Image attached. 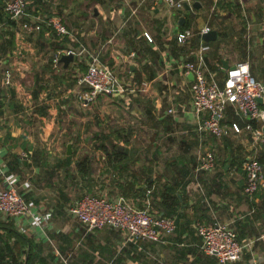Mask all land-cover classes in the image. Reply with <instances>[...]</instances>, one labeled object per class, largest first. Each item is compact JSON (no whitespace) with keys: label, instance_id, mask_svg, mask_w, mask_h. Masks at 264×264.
<instances>
[{"label":"crops","instance_id":"obj_1","mask_svg":"<svg viewBox=\"0 0 264 264\" xmlns=\"http://www.w3.org/2000/svg\"><path fill=\"white\" fill-rule=\"evenodd\" d=\"M196 1L198 5H194ZM216 1L214 0V4L209 7L202 0H192L189 9L191 14H185L184 11L168 8L163 0H144L135 13L131 10L136 5V0H71V4L66 0L61 13L69 33L58 37L64 45L56 51L51 47L54 37L48 30H45L43 34H40L39 30L23 35L17 33L9 45L7 43L9 38L0 36V42L2 40L6 42L5 45L0 44V149L8 152L6 158L10 166H15L22 173L26 171L25 176L30 175L33 182V194L37 200L45 199V197L42 198L39 195L41 193L37 191L34 174H38L36 172H39L40 165L52 168L55 164H49L50 159H45L48 156L43 153L50 152V147L53 146L58 150L59 145L68 137L66 127L61 123L66 111L64 103L69 96L65 94L54 100L55 96L50 89L53 86L55 89L62 90L65 86L68 92H72L78 98L77 80L84 72L80 69L81 64L75 56L66 65L60 60L54 63L55 55L67 48H74L81 44L98 53L101 62L130 85L125 93L109 97L121 98L120 103L126 104L125 107L130 110L129 117L122 119L123 122L119 121L122 124L115 123L111 127L114 135L123 133L122 135L128 136L131 133L132 135L141 133L145 139L148 138L147 143L144 141L139 146H133L131 153L140 152L143 149L145 152L156 155L168 150L175 141V182L178 183L177 191L181 197L178 218L177 215L175 216V230L159 241L131 240L121 248H119L121 234L111 233L110 244L113 247V255L107 264H117V257L120 256L122 259L119 264H219L214 255L207 254L200 248V236L196 230V223L199 221L229 223L243 245L242 257L238 264H264V193L258 196L256 192L252 197L245 194L243 186L246 173L243 167L236 169L227 163L224 166L225 169H222L218 165L213 170L201 172L196 178L193 164L188 163L187 160V152L191 153L193 148L213 151L214 149L210 140L212 134L200 129V121L204 115H201L199 121L193 115L189 88L192 75L182 71L183 60H178L175 56L178 53L175 43L177 33L185 21L189 22V28L193 34L194 31H198L200 35L201 29L206 25L213 29L220 28V22L213 21L217 19L204 14L206 8L213 10L217 8ZM228 1L231 5L225 3L218 8L217 13L221 16L227 15L228 10L240 7L249 25V17L247 18V14H243V11L246 10L247 1L254 3L255 0ZM257 8L258 14L264 13V4ZM209 11L208 9L207 12ZM214 15L217 16L215 12ZM71 16L74 18L70 19ZM260 24L264 25V23ZM200 38L203 40L201 36ZM217 39L220 41L223 39L218 37V32ZM257 43L261 46L260 53L251 49V46ZM262 45L264 47V34L261 37L247 34L244 39L234 37L230 39L228 45L220 43L217 46V43H213L208 45L204 53L206 66L218 81H222L228 67L239 60H246L255 77L257 69L254 67H260L262 63L264 65ZM4 46L7 47L3 49ZM18 50L22 51L24 57L18 54ZM6 55L12 56L10 67H5L1 61ZM180 56L182 58L183 55ZM51 57H53L51 67L56 70L59 68L58 64L68 65L69 68L64 71L69 69L72 71V77L75 80L73 87L70 82L68 84L59 76L51 74L52 70L48 68L50 66L46 65ZM13 58H15L14 62ZM223 61L227 63V67ZM209 62L219 69L212 68ZM33 67H46L47 77L44 81L35 80L36 76L39 77V73ZM6 68L12 71L8 82H5ZM262 71L264 68L260 72L258 70V75ZM52 78H55L54 81L58 83L51 84ZM255 78L264 83V80ZM40 84L45 86L40 87ZM99 97L101 94L97 98ZM53 104L58 107L64 105L62 106L64 109L58 110L56 106L52 108ZM171 106H175L176 111L167 114L166 111ZM230 106L235 109L234 105ZM238 114L246 116L242 113ZM97 122L100 124L99 117ZM233 123H223L226 128L224 134H227L229 129L232 132H240V135L243 132L252 131L247 129L246 125L241 127L237 122L241 130L236 131ZM252 134L254 135L253 131ZM60 136L66 138L60 140ZM241 142L247 151L253 152L256 148L254 138L249 140L242 137ZM220 148H224L223 145ZM22 150L31 153L35 165L32 161L31 163L20 157L19 153ZM15 158H18V163ZM130 162L140 167L145 164L139 165L138 160L133 158ZM151 163H153L151 167L155 170L156 160L153 162L152 159ZM140 175L143 174L139 173V178L143 180L144 177ZM152 178H155L154 174ZM141 182L139 181V184ZM162 182L163 179L160 183ZM154 184H157L156 179L152 186ZM50 189L53 190V188ZM260 189L264 191V188ZM136 190L138 191L137 188L131 191V198L143 205L146 198L145 192L138 193ZM57 200L58 197L55 198L56 204H58ZM251 201H255L253 206L250 205ZM156 203L153 197L151 206L154 209ZM74 227L75 225L66 234L55 236L59 248L64 253L74 249L71 255L72 264H97L99 256L94 248H88L86 253L84 250L88 245L83 244L87 233L83 230L76 231ZM111 229L108 228L105 232ZM95 232L94 237L96 236L95 240H97L100 235L98 231ZM63 235L66 236L63 237ZM44 246L46 252H49L46 244ZM48 264L60 263L54 262L51 253Z\"/></svg>","mask_w":264,"mask_h":264},{"label":"built area","instance_id":"obj_2","mask_svg":"<svg viewBox=\"0 0 264 264\" xmlns=\"http://www.w3.org/2000/svg\"><path fill=\"white\" fill-rule=\"evenodd\" d=\"M144 0H136L131 12L135 13ZM168 8L183 10L192 0H163ZM31 0H0L2 18L0 19V36L7 37L8 27L16 29V34L23 35L38 30L42 24L51 26L57 34L65 35L69 29L61 15L30 14L27 10ZM128 2V1H126ZM125 17H127L125 15ZM211 28L206 25L200 31L206 32ZM193 35L190 28L177 33L180 44L188 42ZM208 45L199 43L190 53L194 59L181 63L182 71L192 73L190 92L192 96L191 108L198 121L201 115L200 129L216 137L222 136L225 125L222 120L229 105H234L237 113L261 121L259 128L253 129L250 124L246 128L254 133L256 142H264V83L256 79L251 73L249 62L240 60L228 67L222 81L213 76L205 62V51ZM72 53L79 63H83L86 70L78 77L77 90L80 103L85 107L96 100L100 94L121 95L130 85L120 78L109 66L102 63L98 53L91 51L84 45L67 48L54 57L58 63L61 54ZM18 54L24 56L21 50ZM11 55L2 58L5 67H10ZM12 71L5 69V82L10 80ZM262 101L259 102L258 98ZM175 106L166 111L174 113ZM233 127L240 131V126L234 122ZM8 152L0 149V219L12 221L14 228L28 236L35 237L46 244L47 251L53 255V260L60 264H72L71 253H64L56 243L55 236L66 234L73 226H58L54 220V207L37 200L33 194V182L30 175L23 177L21 171L11 170L7 160ZM20 157L28 162L32 161L31 153L22 150ZM246 181L244 192L252 197L260 188H264V168L251 155L242 161ZM216 167L215 153L211 149L199 150L193 166L195 177ZM154 186L145 191L143 205L136 203L131 196L121 192H110L101 189L97 193L84 192L65 209L67 215L78 221L75 230L84 228L85 233L104 228H112L121 233L119 248L131 240L159 241L165 235L172 233L176 227V217L157 212L151 206ZM196 230L200 236V248L203 252L214 255L219 264H238L242 257L243 245L238 239L235 229L229 223H196Z\"/></svg>","mask_w":264,"mask_h":264},{"label":"rangeland","instance_id":"obj_3","mask_svg":"<svg viewBox=\"0 0 264 264\" xmlns=\"http://www.w3.org/2000/svg\"><path fill=\"white\" fill-rule=\"evenodd\" d=\"M69 4H71V0H68ZM44 4L40 5L41 7H51L52 11L55 12L58 15H61L63 17V13H58V10L60 7H64L66 4V0H45L43 1ZM79 2V1H78ZM253 2L247 1L246 10L243 11V14H247V18L249 17L250 24H247V19L244 18L242 15V10L240 7H233L230 10H228L227 15H214L215 10L211 8H206L204 11L205 16L209 15L211 18H215L217 20H213L214 22H220V28L223 31V39L220 43H224V45H228L230 39H233L234 37H240L241 39H244L247 34L251 36H257L260 37L264 34V25L261 26L260 23H264V13L258 14V6L261 4H264V0H255L253 4H250ZM79 6V5H78ZM207 6V5H205ZM208 9L210 10L209 12ZM245 12V13H244ZM252 17L254 19L252 20ZM74 18L73 16L70 17V19ZM64 21V20H63ZM263 27V28H262ZM28 34V33H27ZM228 39V40H227ZM45 43V41H43ZM225 48V46H224ZM251 49L258 51V53L261 52V46L257 43L255 46H251ZM262 49L264 51V47L262 45ZM252 50V51H253ZM24 57V56H21ZM4 58V57H3ZM19 58V57H17ZM21 59V58H19ZM13 62L15 61V58L12 59ZM240 61V60H239ZM257 66L260 67H254L257 69V72L255 73V77H258L262 80H264V71L258 75V70H262L264 67L263 63ZM46 67H33V69L36 70L37 73H39V78L41 81H44L47 77L46 74ZM31 74V73H30ZM62 81H66L68 84L71 83V86L74 85L75 80L72 77V71L69 69L64 72H58L57 74ZM35 80L37 81V76L35 77ZM55 78L51 79V84H56L58 81H54ZM59 80V79H57ZM73 87V86H72ZM69 90L63 86L62 90H59V88H54L53 86L50 89V92L54 94V100L56 97L60 98L67 94L69 98L66 100L65 109L64 112V118H63V126L66 127V133H67V139L59 145V149L56 150V147H50V152L43 153L45 156V159H50L49 164H54L57 162L58 159H62L64 155L66 154V148L67 143L71 142V154H74V158H82L87 155L88 159L90 160V165L88 166L89 172L87 173L85 178H82L79 173L77 172V168L74 164L69 166L68 168L62 167L59 172H56L57 169L54 170V168L50 167H44L43 165H40L39 172H36L38 174H34V180L35 184L37 185V191L41 194V197L45 199H42V202H46L47 204L54 207V220L55 223L58 226L63 225H78V221L72 217H69L65 211L66 207L70 205V200H75L82 192H93V190H98V192L101 190V188L106 189L110 192H121L127 196H132V193L128 191L133 190V178L127 179L126 177L123 178H117L116 175L112 172V167L109 166V169L106 167V156L105 151L101 148L100 145L104 144L109 147V149L112 148V145L117 144L121 147L124 145V143L128 144L127 147L123 148L126 149L127 157L125 158L127 161V165H132V168H127L125 171L123 170V173L126 174H135L133 171H139L141 173L145 172L146 167L142 168L140 166H135L134 162H130V159H137L139 165L145 163L143 166H147L146 164H153L151 163L152 159L153 162L156 160L155 163V170H152L151 176L154 174L156 179L158 177L161 178L160 173L167 174L169 169V161L173 158L175 159V141L172 142L173 144L170 145V148L166 150L165 152H161L158 154L154 153H148L145 152L143 149L140 150V152L132 151V147L139 146L144 143H147L148 138L145 139V137L140 133L138 135H132L129 134L128 141L122 142L118 137L114 135V131L111 130V127L114 126L116 123L122 124L119 122L120 120L124 118H128L130 115L129 108L127 109L125 105L121 102L119 97H109L110 95H104L101 94V97L96 98L97 100L90 103L88 106H82L80 103V100L74 95L72 92H68ZM67 96V97H68ZM57 107L59 110H63L64 105L59 106L56 104L52 105V108ZM63 115V114H62ZM98 117L100 119V124H98ZM123 122V121H122ZM235 130V129H234ZM101 133V134H100ZM240 133V132H239ZM236 132H232L231 129L227 131V136L230 139V142L236 145H242L241 138H246L249 140H252L250 138L249 133L243 132L241 135ZM64 136H60V140H63ZM115 138V139H114ZM147 140V141H146ZM131 144V145H130ZM223 145V142H221V137H215L214 138V144L212 148L214 149L216 159L220 157L223 154L224 148H220L219 145ZM149 148H151L149 146ZM244 148V147H243ZM139 149V148H138ZM137 149V150H138ZM148 149V148H147ZM125 150V151H126ZM198 150H201V148H193L191 153L187 152V160L188 163L191 162L194 164L196 153ZM135 152V153H134ZM249 152V153H248ZM242 156L246 157L247 155L254 156V153H256V150H253V152L247 151L246 149L242 152ZM34 155V154H33ZM36 156V154H35ZM32 162L35 165V161H33L34 157L31 156ZM42 159L43 156H42ZM46 161V160H45ZM31 162V163H32ZM49 166V165H48ZM193 166V165H192ZM22 172V171H21ZM29 172V171H28ZM72 172V174L70 173ZM26 171L22 173L23 177H25ZM137 181V180H136ZM132 182V184H130ZM147 180L144 181L142 184V187L139 188L140 191L138 193L144 192L143 187L146 186ZM61 186H64V193H66L67 198L69 200L64 203L63 208H59L58 204H56L55 198L59 197L58 190L61 188ZM88 187V188H87ZM50 188H53L51 190ZM91 189V190H88ZM93 189V190H92ZM121 189H125L124 191H121ZM51 191V192H50ZM142 195V194H141ZM55 196V198H54ZM62 196V195H61ZM63 200V199H62ZM106 229H100L97 230L100 235V237H105L108 232ZM79 249V248H78ZM74 249H69L68 252H73ZM170 251V250H168ZM67 252V253H68ZM168 254L169 252H165ZM24 257V256H22Z\"/></svg>","mask_w":264,"mask_h":264},{"label":"trees","instance_id":"obj_4","mask_svg":"<svg viewBox=\"0 0 264 264\" xmlns=\"http://www.w3.org/2000/svg\"><path fill=\"white\" fill-rule=\"evenodd\" d=\"M45 0H31V2L28 4L27 10L30 14H45L47 16L55 14V12L52 11L51 7H41L40 5L44 4ZM207 4L209 7L214 4V0H202ZM225 3H229L228 0H217L216 4L218 5L215 9V14L218 15L217 11L219 7H222ZM184 11L185 14H191V10L186 9V7L181 10ZM62 12V7L59 8L58 13ZM2 18V10L0 9V19ZM190 24L188 21H185L183 25H181V30H184L186 28H189ZM218 32V37H222L223 31L220 30V28H216ZM40 34H43L46 32L45 30L51 31V35L54 37V40L51 42V47L54 51H56L58 48H61V46L64 45L62 41L58 37H61L59 34L56 33V31L51 27L46 25L45 23L41 25V27L38 29ZM7 34V37L9 40L7 41L8 45L13 42L15 35H16V29H13L12 27H8V29L5 32ZM68 35V34H65ZM13 38V39H12ZM176 39V38H175ZM5 40H2L0 44L4 42ZM201 38L198 31H194V34L188 38V42L185 44H180L177 40L175 43V48H178V53L175 54L176 58L178 60H192L194 59V54L190 53L192 50L197 48L199 43L201 42ZM207 45H211L213 43H217V46L220 44V39H217V37L214 40L209 41H203ZM7 46H4L3 49H5ZM180 55H183L182 58ZM207 56V55H206ZM53 57L49 58V61L46 63V65H49L48 67L50 70H52V75L56 76L58 72L64 71L66 68H69L68 65L64 66L61 64H58L59 68L58 70L51 67V60ZM207 60L209 61L208 57ZM207 61V62H208ZM210 63V62H209ZM81 64L80 69L82 71L86 70V67L84 64ZM212 68L219 69V67L213 66L211 63L209 64ZM58 76V75H57ZM37 82H42L39 77H37ZM45 86L43 84H40V87ZM223 123L226 124H232L233 122H237L241 127H244L247 124H250L253 129L259 128L261 126V121L257 120L256 118H249L247 116H241L240 114L235 112V109L231 107L230 105L227 107L225 111V117L222 120ZM250 138H254V135L252 134V131H249ZM121 135L116 134L118 139L122 142L128 141L129 137L127 135ZM216 136L212 135L210 138L212 145L214 144V138ZM221 137V142H223L224 151L223 154L216 159V166L220 165L222 169H225V164H229L230 166H234L236 169H242V161L244 160V156L242 152L245 150L242 148L243 146L237 145L236 148L234 144L230 142L229 137L227 134H223ZM218 137V138H220ZM115 139V138H114ZM256 153H254V157L262 164L264 168V142H256ZM101 148L105 151L106 156V167L109 169V166L112 168V172L116 175L117 178H123L126 177L127 179H132L133 185L132 189H138L142 187V184L145 180H147V185L143 187L144 192L148 187H151L153 183L155 182V178H152L151 173L153 168L151 167V164H146L147 166H141L142 168L146 167L145 172L141 173L139 171H133L135 174H126L123 173V170L125 171L129 165H127L126 157H127V150L123 149L126 147V143L121 147L120 145L113 144L112 148L109 149L107 145H100ZM221 146V144L219 145ZM126 150V151H125ZM216 157V156H215ZM90 160L88 159L87 155L85 154L84 157H76L74 158V154L70 153L64 155L62 159H58L57 162L53 165L54 170L56 172H59L62 167L65 169L74 164L77 168V172L82 178H85L87 173L89 172L88 166L90 165ZM15 161L18 163V158H15ZM89 162V163H88ZM169 169L167 174L160 173L161 178L158 177L157 184H154L153 188V197H155V210L159 213H162L164 215H173L178 218V210L180 207V193L177 191L178 186L175 182V159H171L169 161ZM195 164V163H194ZM193 164V166H194ZM129 168H132L130 165ZM216 168V167H215ZM11 170L18 171L17 168L13 165H11ZM216 170V169H215ZM72 174V172H70ZM139 173L143 174L140 175V177H144V179L139 178ZM218 175V174H217ZM219 176V175H218ZM163 179V182L160 183V181ZM137 180V181H136ZM139 181H142L141 184H139ZM220 181V180H219ZM132 182L130 184H132ZM136 187V188H135ZM88 188V187H87ZM244 188V186H243ZM64 186H61V188L58 190L59 197L57 200L59 208H63V205L65 202L69 200L67 198L66 193L63 191ZM102 189V188H101ZM104 189V187H103ZM91 190V189H88ZM93 190V189H92ZM125 189H121V191H124ZM129 190V192L133 191ZM95 193L98 192V190H93ZM137 191V190H136ZM137 191V192H138ZM142 192V190H141ZM84 193V192H82ZM93 193V192H91ZM132 193V192H131ZM262 189L257 191V195L260 196L263 194ZM62 195V196H61ZM81 195V194H80ZM79 197V196H78ZM63 199V200H62ZM73 201L70 200L71 204ZM251 206L255 204V201L250 202ZM154 209V208H153ZM253 210V209H252ZM81 230L84 231V228H81ZM95 232V231H94ZM93 231L87 232L86 236L84 237L83 244L87 245V248H85V253L88 248L91 247L94 248L97 255L99 256V260L97 264H107L110 257L113 255V247L111 246V233H120L114 229L109 230L107 235L105 237H99L97 240H95ZM121 234V233H120ZM66 235H63V237ZM96 241V242H95ZM94 245V246H93ZM24 256V257H22ZM51 256L50 252H46L44 244H41L35 237L28 236L24 233L18 232L14 226L12 221H6L0 219V264H48L49 258ZM83 256H87L86 254H83ZM81 257V254H80ZM84 257V258H85ZM118 261L117 264L121 262L122 256L117 257ZM239 263V262H238Z\"/></svg>","mask_w":264,"mask_h":264},{"label":"water","instance_id":"obj_5","mask_svg":"<svg viewBox=\"0 0 264 264\" xmlns=\"http://www.w3.org/2000/svg\"><path fill=\"white\" fill-rule=\"evenodd\" d=\"M198 4L199 3L197 1L194 3V5H198ZM190 8H191V6L189 4H187L186 5V9H190ZM200 36L205 41L213 40V39H215L217 37V31H216V29L211 28L210 30H208L206 32H202L200 34ZM73 56L74 55L72 53H67V54L64 53V54L61 55V57H60L59 60L60 61H63V63L66 65L73 58ZM223 62H224V65L227 67V63L225 61H223ZM190 74L192 75V73H190ZM258 101L261 102L262 101V98L259 97L258 98ZM66 152L68 154L71 153V142L67 143V150H66Z\"/></svg>","mask_w":264,"mask_h":264}]
</instances>
